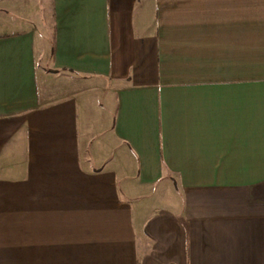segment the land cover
Instances as JSON below:
<instances>
[{
  "label": "crops",
  "instance_id": "crops-1",
  "mask_svg": "<svg viewBox=\"0 0 264 264\" xmlns=\"http://www.w3.org/2000/svg\"><path fill=\"white\" fill-rule=\"evenodd\" d=\"M0 264H264V0H0Z\"/></svg>",
  "mask_w": 264,
  "mask_h": 264
}]
</instances>
